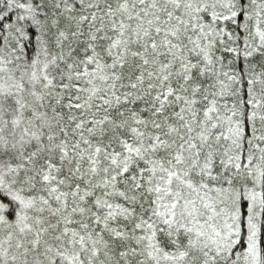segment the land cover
Masks as SVG:
<instances>
[{"label": "snow or ice", "instance_id": "1", "mask_svg": "<svg viewBox=\"0 0 264 264\" xmlns=\"http://www.w3.org/2000/svg\"><path fill=\"white\" fill-rule=\"evenodd\" d=\"M0 264H264V0H0Z\"/></svg>", "mask_w": 264, "mask_h": 264}]
</instances>
